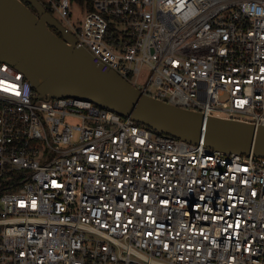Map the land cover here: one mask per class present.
<instances>
[{
    "label": "built area",
    "instance_id": "2783aa9c",
    "mask_svg": "<svg viewBox=\"0 0 264 264\" xmlns=\"http://www.w3.org/2000/svg\"><path fill=\"white\" fill-rule=\"evenodd\" d=\"M40 1L103 71L264 126V0ZM0 264H264V157L40 97L0 60Z\"/></svg>",
    "mask_w": 264,
    "mask_h": 264
},
{
    "label": "water",
    "instance_id": "95a60500",
    "mask_svg": "<svg viewBox=\"0 0 264 264\" xmlns=\"http://www.w3.org/2000/svg\"><path fill=\"white\" fill-rule=\"evenodd\" d=\"M0 60L19 68L40 97L89 99L163 134L264 157L263 125L205 116L143 93L115 70L103 71L40 0H0Z\"/></svg>",
    "mask_w": 264,
    "mask_h": 264
},
{
    "label": "rangeland",
    "instance_id": "374dc122",
    "mask_svg": "<svg viewBox=\"0 0 264 264\" xmlns=\"http://www.w3.org/2000/svg\"><path fill=\"white\" fill-rule=\"evenodd\" d=\"M73 7H72V15H71V21L74 23V25L79 26V24L82 22L85 12L78 6L75 1H72ZM53 15L58 19L63 21V19L60 17V15L57 12H54ZM64 22V21H63ZM142 82H147L149 71L147 69H144L142 72ZM223 99L227 98V95L222 96Z\"/></svg>",
    "mask_w": 264,
    "mask_h": 264
},
{
    "label": "flooded vegetation",
    "instance_id": "af4514ba",
    "mask_svg": "<svg viewBox=\"0 0 264 264\" xmlns=\"http://www.w3.org/2000/svg\"><path fill=\"white\" fill-rule=\"evenodd\" d=\"M52 29H54L53 27H51ZM56 33H58L59 35H61L58 30L54 29Z\"/></svg>",
    "mask_w": 264,
    "mask_h": 264
},
{
    "label": "trees",
    "instance_id": "16d2710c",
    "mask_svg": "<svg viewBox=\"0 0 264 264\" xmlns=\"http://www.w3.org/2000/svg\"><path fill=\"white\" fill-rule=\"evenodd\" d=\"M45 6H46L47 10H48V11H50V9H49L48 5H46V4H45Z\"/></svg>",
    "mask_w": 264,
    "mask_h": 264
}]
</instances>
